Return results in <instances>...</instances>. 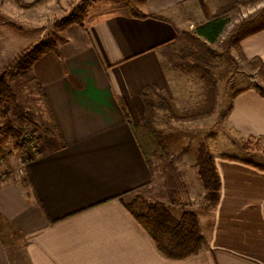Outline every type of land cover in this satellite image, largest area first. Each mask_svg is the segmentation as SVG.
<instances>
[{"label": "crops", "instance_id": "0c3cea01", "mask_svg": "<svg viewBox=\"0 0 264 264\" xmlns=\"http://www.w3.org/2000/svg\"><path fill=\"white\" fill-rule=\"evenodd\" d=\"M220 3L139 0L128 11L96 8L82 26L66 27L56 54L34 64L51 125L35 136L30 160L0 164V264H264V171L256 167L264 164L224 158L212 143L220 188L211 205L201 201L195 163H175L170 190L185 208L199 204L194 214L206 241L184 259L164 257L123 204L140 187L164 191L135 130L147 115L144 90L172 101L164 63L173 48L165 44L206 23ZM240 34L241 54L264 64V15ZM223 127L241 143H264V97L253 89L235 96Z\"/></svg>", "mask_w": 264, "mask_h": 264}, {"label": "rangeland", "instance_id": "374dc122", "mask_svg": "<svg viewBox=\"0 0 264 264\" xmlns=\"http://www.w3.org/2000/svg\"><path fill=\"white\" fill-rule=\"evenodd\" d=\"M33 1L23 0L24 3ZM138 1L48 0L34 9L23 10L19 9L13 0H0V76H4L6 84L15 96L18 108H10L5 118L0 113L2 162H17L20 165L23 161L21 156L26 152L18 149L16 138L8 129L9 125L15 130L21 129L28 137L33 138L51 125L46 119L42 96L31 72L17 75L14 69L9 68L16 55L39 41H52L56 45L63 41L68 26L63 27L61 22L70 14L77 13L84 20L85 15L93 9L103 7L106 12L113 9L128 11L130 8L134 9ZM249 1L222 0L220 8L215 11L224 13L227 23L216 41L207 44L215 59L211 70L214 108L209 117L193 119L196 114L193 110L204 104V85L200 74L185 73L173 68L177 61L174 48L166 55L167 73L173 80L172 101L169 102L175 114L180 118L185 116L186 119L178 120L159 105L157 97H150L154 113L151 128L159 135L164 145L163 154L160 157L156 156L152 165L154 172L159 174L164 183V191L152 194L150 189L142 188L125 196V202L140 195L148 201L163 203L174 218L180 217L184 211L199 212V204L195 203L185 208L186 204L176 195V191L170 190L177 186L178 176L175 174L174 165L186 162L195 163L196 166L200 147L206 148L209 152L212 143L223 155L264 164V156L253 147L255 144L263 146L262 141L248 142L250 148L248 151L256 154L246 153L247 150L241 148L242 143L223 127L225 114L236 91L254 86L260 87L264 93V80L258 75L257 69H251L241 59L237 45L242 29L257 24V18L264 15V0ZM185 32L187 31L181 33ZM161 96L165 98L162 94ZM18 117H21V121H18ZM199 186L203 192L201 184ZM176 201L180 204H175ZM201 201H205L204 197Z\"/></svg>", "mask_w": 264, "mask_h": 264}, {"label": "trees", "instance_id": "16d2710c", "mask_svg": "<svg viewBox=\"0 0 264 264\" xmlns=\"http://www.w3.org/2000/svg\"><path fill=\"white\" fill-rule=\"evenodd\" d=\"M48 0H34L31 3H24L23 0H13L14 4L23 10L34 9L38 5L46 3ZM256 0H250L254 2ZM224 13L215 12L210 19L194 28L193 33L177 32L174 40L165 45L174 48L177 61L173 68L185 73L196 72L200 74L201 81L204 85V104L197 106L193 113H196L193 119L207 118L213 113V80L211 78V70L213 69L214 56L208 50L207 44L214 43L222 33L226 25ZM61 25L63 27L70 25H83V18L77 13L70 14L65 17ZM53 52L57 53V45L52 41H39L33 45L24 48L16 55L9 68L14 69L17 75L28 74L34 64L45 54ZM240 57L251 69H257L258 75L264 80V64L259 58L246 60L240 53ZM164 63V70L167 73V67ZM253 89L264 97V93L260 87H245L236 91L233 99L238 94ZM157 97V101L162 108H165L178 120L179 115L175 114L171 103L163 98L154 90L146 89L142 92L141 97L146 105V119L144 124L136 128V137L140 151L148 167L156 156H161L164 151V145L159 135L151 128L154 113L152 112V104L150 97ZM10 108L18 109L16 106L15 96L9 86L6 84L4 76H0V113L5 118ZM21 112V111H20ZM192 113V112H191ZM192 113V114H193ZM21 116V114H20ZM21 121V117L17 118ZM11 135L16 138V144L21 152L25 150L31 151L35 138L28 137L21 129L15 130L9 125ZM258 141V140H257ZM264 156V145L255 144L253 146ZM243 150H248L249 143L243 142L241 145ZM0 152V160H2ZM224 158L235 160L233 157L224 156ZM264 171V167L256 166ZM197 175L205 190L204 200L215 205L218 201V192L220 188V180L214 165V159L206 148L200 147L196 160ZM143 187L134 191L141 190ZM133 191V192H134ZM180 204L179 201L174 202ZM124 207L140 227L153 240L158 251L166 258L172 260H180L197 254L206 244L205 238L201 235L198 228L197 218L193 212L184 211L180 217L174 218L170 215L165 205L161 202H151L140 195L134 196L129 202H124Z\"/></svg>", "mask_w": 264, "mask_h": 264}, {"label": "built area", "instance_id": "2783aa9c", "mask_svg": "<svg viewBox=\"0 0 264 264\" xmlns=\"http://www.w3.org/2000/svg\"><path fill=\"white\" fill-rule=\"evenodd\" d=\"M31 159V152H26L25 154H24V156H23V158H22V163H24L25 161H28V160H30ZM1 162H2V160H0V164H1Z\"/></svg>", "mask_w": 264, "mask_h": 264}]
</instances>
